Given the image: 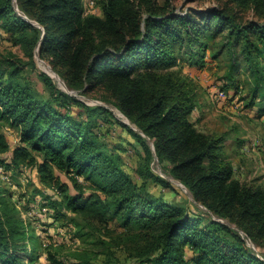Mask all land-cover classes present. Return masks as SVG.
I'll list each match as a JSON object with an SVG mask.
<instances>
[{
  "label": "trees",
  "instance_id": "trees-1",
  "mask_svg": "<svg viewBox=\"0 0 264 264\" xmlns=\"http://www.w3.org/2000/svg\"><path fill=\"white\" fill-rule=\"evenodd\" d=\"M20 2L23 13L32 15L37 27L14 14L12 0H0V21L11 20L20 31H30L32 49L38 43L40 54L52 58L69 87L88 91L105 84L115 95L117 108L137 130L115 119L107 108L90 107L60 91L46 73L40 77L51 91V100L36 102L15 82L16 69L9 73L12 98L2 106V114L13 119L20 132V145L12 150L10 165L20 168L21 159L31 163V152H35L43 157L41 171L51 166L61 172L87 174L101 189L118 193L119 205L128 217H135L144 228L159 229L157 253L142 264H264L227 224L211 219L203 225L200 216L149 194L144 187L145 195H138L137 186L98 143V132L93 130L101 124V116L113 117L144 148L148 161L141 169L143 177L177 193L169 181L151 172L154 151L160 163L171 165L168 171L195 202L217 218L264 237V189L234 178L233 167L220 154L222 138L197 130L189 118L195 97L169 72L176 65V46L193 43L198 37L193 33L195 16L206 27L218 21L231 26L229 35H242L243 51L251 64V37L257 35L264 47V25L241 29L217 9L157 18L150 14L142 19L130 0H105L102 17L84 15L82 0ZM254 47L257 54L264 53V48ZM257 67L256 79L262 82L264 67ZM147 139L152 141L153 151ZM76 202L77 198L68 199L66 205L77 211ZM21 227L12 206L0 194V264H23L25 257L18 249ZM51 264L60 263L51 259Z\"/></svg>",
  "mask_w": 264,
  "mask_h": 264
},
{
  "label": "rangeland",
  "instance_id": "rangeland-1",
  "mask_svg": "<svg viewBox=\"0 0 264 264\" xmlns=\"http://www.w3.org/2000/svg\"><path fill=\"white\" fill-rule=\"evenodd\" d=\"M130 1L142 19L150 14L157 18L170 13L197 15L217 9L225 12L239 28L264 25V0ZM104 3L105 0H82L83 14L102 17ZM12 5L16 16L37 27L32 15L23 13L20 0H12ZM198 17L195 16L197 24L193 30L197 39L183 47L176 46V65L169 72L181 79L195 97V109L189 118L197 130L222 138L220 154L234 166V178L247 186L264 189V78L260 76L262 82H259L254 71L256 66L264 67V53L254 51L257 50L254 46L264 48L263 44L257 35H252L251 64L243 51L242 35H229L231 26L224 27L218 21H211L206 27L204 22L199 23ZM33 38L30 31L14 27L11 20L0 21V194L8 200L22 224L18 249L25 257L23 264H51V259L60 264H142L157 253L161 242L159 229L144 228L135 217H128L124 206L119 205L118 193L101 189L96 179L87 174L61 172L51 166L41 171L43 157L35 152H31V163L20 160V168L9 163L12 150L20 145V132L15 121L2 114V106L12 98L9 73L16 69L15 82L36 102L51 100V91L40 77L42 73L50 75L46 68H51L59 78L58 82L50 75L57 89L90 107L107 108L115 119L137 130L117 108L112 90L105 84L88 91L69 87L54 68L52 58L40 54L38 43L32 49ZM220 91L223 98L218 95ZM113 117L101 116V124L93 130L98 132V143L137 186L138 195H145L141 188L144 187L149 194L200 216L203 225L211 219L227 224L241 235L249 249L264 259V237L250 228L246 230L217 218L195 202L168 171L171 165L159 162L149 139L153 151L149 161L151 172L169 181L177 193L143 177L141 169L148 161L147 154L140 143L114 123ZM241 155L248 157L247 160ZM73 198H77V211L66 205V200Z\"/></svg>",
  "mask_w": 264,
  "mask_h": 264
},
{
  "label": "bare ground",
  "instance_id": "bare-ground-1",
  "mask_svg": "<svg viewBox=\"0 0 264 264\" xmlns=\"http://www.w3.org/2000/svg\"><path fill=\"white\" fill-rule=\"evenodd\" d=\"M41 64H42V63H41ZM46 69H47L48 72H50V75H51L55 80H57V81L59 82L58 75H56V74L51 70V68H50V69L46 68ZM44 70H45V68H44ZM60 84H61V86L63 87L62 83H60Z\"/></svg>",
  "mask_w": 264,
  "mask_h": 264
},
{
  "label": "crops",
  "instance_id": "crops-1",
  "mask_svg": "<svg viewBox=\"0 0 264 264\" xmlns=\"http://www.w3.org/2000/svg\"><path fill=\"white\" fill-rule=\"evenodd\" d=\"M239 151H240L241 153H244V150H242V148H240ZM241 157H244L246 160H247V158H248V157H246V156H244V155H241ZM241 168L244 169V167H242V166H241ZM233 169H234V166H233Z\"/></svg>",
  "mask_w": 264,
  "mask_h": 264
},
{
  "label": "built area",
  "instance_id": "built-area-1",
  "mask_svg": "<svg viewBox=\"0 0 264 264\" xmlns=\"http://www.w3.org/2000/svg\"><path fill=\"white\" fill-rule=\"evenodd\" d=\"M218 95H219L220 98L224 97V93L222 91L218 92Z\"/></svg>",
  "mask_w": 264,
  "mask_h": 264
},
{
  "label": "water",
  "instance_id": "water-1",
  "mask_svg": "<svg viewBox=\"0 0 264 264\" xmlns=\"http://www.w3.org/2000/svg\"><path fill=\"white\" fill-rule=\"evenodd\" d=\"M50 76V75H49ZM51 77V76H50Z\"/></svg>",
  "mask_w": 264,
  "mask_h": 264
}]
</instances>
